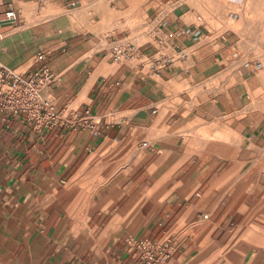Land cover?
Here are the masks:
<instances>
[{
    "label": "crops",
    "instance_id": "obj_1",
    "mask_svg": "<svg viewBox=\"0 0 264 264\" xmlns=\"http://www.w3.org/2000/svg\"><path fill=\"white\" fill-rule=\"evenodd\" d=\"M15 1L0 0L16 15L1 25L0 63L24 76L47 69L53 81L41 96L88 116L45 128L0 111V264H138L144 239H169L163 264H264V167L238 176L234 162L198 157L184 143L191 115L233 114L248 97L238 84L199 89L232 37L187 26L183 6L167 12L171 2L149 0L151 41L130 44L149 60L173 59L151 72L110 57L130 33L114 15L133 0H52L54 14L28 22ZM260 1L225 0L237 9ZM255 120L238 122L264 140Z\"/></svg>",
    "mask_w": 264,
    "mask_h": 264
},
{
    "label": "rangeland",
    "instance_id": "obj_2",
    "mask_svg": "<svg viewBox=\"0 0 264 264\" xmlns=\"http://www.w3.org/2000/svg\"><path fill=\"white\" fill-rule=\"evenodd\" d=\"M28 1L32 2L24 4L23 0L15 1L21 18L27 22L29 16H39L38 12L42 16L55 12L48 7L52 0H25ZM98 1L113 4L115 0ZM148 1L133 0L129 3L132 6L128 10L130 14L114 15L118 19L124 18L125 27L130 30L129 36L119 39L122 40L121 44L141 46L151 41V27L147 23L148 9L145 7ZM163 1L171 2L165 10L167 12L177 6L185 7L183 20L187 26L197 27L202 24L213 35L232 37L226 43L232 47L220 58L217 74L212 75L199 89H226L238 84L245 88L244 94L248 96L243 104L237 106L239 111L233 114L211 112L207 118L198 120L191 115L184 133V143L198 157L234 162L238 176H243L251 164L254 171H260L264 167V140L257 137L249 139L246 136L247 129L240 126L238 120L253 116L256 119L254 123L264 121V2H259L261 7L245 6L237 9L225 0ZM229 13L239 14L240 18H230ZM116 170L111 169V173Z\"/></svg>",
    "mask_w": 264,
    "mask_h": 264
},
{
    "label": "built area",
    "instance_id": "obj_3",
    "mask_svg": "<svg viewBox=\"0 0 264 264\" xmlns=\"http://www.w3.org/2000/svg\"><path fill=\"white\" fill-rule=\"evenodd\" d=\"M2 8L3 4L0 2V28L3 23L12 24L16 20L15 10L11 5L5 11ZM198 36V33L193 35L195 40ZM109 53L115 64L122 65L135 59L141 70L146 68L151 72H158L173 63V59L164 54L149 60L134 45L120 42H113ZM178 56L180 59L185 57L182 52ZM52 81L53 76L47 69L24 76L0 63V111L8 112L13 117L25 115L28 121L45 128H73L87 124L88 112L81 116L68 108L56 110L49 99L41 96L42 90ZM135 248L140 256L138 264H163L172 252L169 239L139 240Z\"/></svg>",
    "mask_w": 264,
    "mask_h": 264
}]
</instances>
